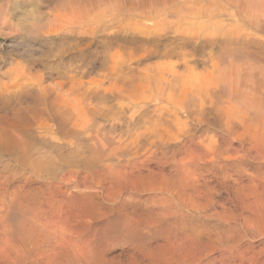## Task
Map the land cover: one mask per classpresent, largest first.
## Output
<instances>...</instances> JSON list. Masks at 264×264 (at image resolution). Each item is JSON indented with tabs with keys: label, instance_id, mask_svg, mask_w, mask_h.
<instances>
[{
	"label": "rangeland",
	"instance_id": "1",
	"mask_svg": "<svg viewBox=\"0 0 264 264\" xmlns=\"http://www.w3.org/2000/svg\"><path fill=\"white\" fill-rule=\"evenodd\" d=\"M223 1L0 0V81L59 82L82 131L58 144L31 133L60 161L67 232L53 241L18 213L16 256L29 246L57 264H264V36ZM100 106L113 113L91 114L86 139Z\"/></svg>",
	"mask_w": 264,
	"mask_h": 264
},
{
	"label": "bare ground",
	"instance_id": "2",
	"mask_svg": "<svg viewBox=\"0 0 264 264\" xmlns=\"http://www.w3.org/2000/svg\"><path fill=\"white\" fill-rule=\"evenodd\" d=\"M2 2H3V0H2ZM223 2H225V1H223ZM223 2H221L222 3L221 5L223 6V8H221V11H223V9L227 8L226 5L228 6V4L225 5ZM237 2H238V0H237ZM237 2L234 0H230L228 2L231 5V7L232 6H233V8L236 7V9L233 12L234 15H240V18H242V21L247 22L248 27H250L249 30H251L252 32H255V31L261 32L264 36V7L262 8V6L260 5L261 3L260 2L258 3L256 0H245L244 3H241V4L237 3ZM225 3H227V2H225ZM257 5L258 6L260 5V6L258 8H254ZM1 8H3V7L1 6ZM182 9L184 10V7ZM10 10H11V8H10ZM216 11L217 10H214L213 12H211V14L212 13L216 14L217 13ZM167 12H170V11L167 10ZM176 13L178 14V12L174 11V12H171L169 15L175 16ZM231 13L232 12H230L229 14H231ZM257 13L259 14V19L257 17L258 20L255 21L254 19L256 18L255 16L257 15ZM7 19H8V17H7ZM215 28L218 30L217 26ZM217 30H216V33L218 32V34H219V30L218 31ZM118 66H119V64H118ZM193 67H194V65H193ZM11 72H13L12 69L10 70V74H11ZM22 72H24V71H22ZM16 76H17V74H16ZM35 77H39V76H35ZM44 81H45L44 78L41 77V78L36 79L35 81L34 80L32 81L33 83L36 82V84H33V83L30 84L28 82L24 86H20L18 84L14 85V86H7L8 82L3 83L0 81V157L3 156V158H4L3 162H1L2 160L0 161L2 163V164L0 163V264H57L55 257L53 259L45 258V255L43 253H39V250L36 247L35 248L38 250V252H37L38 256H40V257L44 256V259H40L37 256L35 257V254L33 256L32 253H29V254H31L33 257L26 256L25 251L30 247L28 245H25L24 241L22 243H24L25 246H28L27 249L25 248V246H24V248L26 250L24 249L25 250L24 252L21 250V248L18 249V250H21L20 252H22V253L19 252L20 255L17 254V256H16L13 251L15 250L18 253V251L16 250L18 247L16 246V248H15V246H13L14 247V249H13L12 248V245H13L12 240H14V238L13 239L9 238L10 237L9 233L11 234L12 227L16 226L17 224H20V222H22V223H25L27 221L37 222L41 226L39 230H41L42 232H47L48 234L50 231L54 232V234L52 233L54 236L52 234L51 235L53 237L50 236L53 238V241L54 240L58 241V238L62 234L60 232H63V231H61V226L62 225L65 226L64 224L61 223V220L59 217L60 215H62L63 212L61 211L60 215H58L59 211L61 210L59 208V206H60L59 204H61L60 201L62 200V199H60V194H61L60 190L62 189L61 188L62 180L64 178L63 173L59 167L60 161H56L55 159H52V158L46 156L43 153V149L41 150L42 147L39 148V146H35V144L33 142L35 140H38V139H34L33 137L34 136L36 137V135L33 136V134H32V138L34 139V141L31 142L32 141L31 133L35 132V134L38 135L37 137L45 139L44 141L47 140L46 143L51 142L54 144H58V143H62L64 141H66V142L76 141L79 134L82 131L79 132V130L77 129V123L75 121L76 120L75 117L77 115L76 114V104L75 105L73 104L74 101L72 102V98H71V101L69 103H67V101H65V100L63 101V99H65L64 96L67 94L65 93V95H64V93H58L57 92V90L59 89V82H55L54 83L55 85L53 86V85L45 84ZM53 91H56L58 95L53 96L52 95ZM89 96H91V93L89 94ZM67 97H69V96L67 95ZM101 97H104V96H101ZM61 98H63V99H61ZM87 99H88V97H87ZM102 99L104 102H107L104 100V98H102ZM103 101H101V102H103ZM87 104L89 105V103H87ZM105 104L108 105L107 103H105ZM100 107H102V106H100ZM107 108H108V106H107ZM112 113H113V111L110 110V108H108V110H105L104 107L99 108V109L98 108L97 109L92 108L91 111L88 110V114L87 113L86 114H87V116H89V119L87 120L86 130L83 131V132H85V138L89 139L90 137H92L91 133H90L91 132V126H92V124H90L91 120H92V116L94 118V116L96 114H98L99 116H102V117H108L109 115L111 116ZM91 114H92V116H91ZM206 123H208V124L211 123V122H209V118H208V121ZM146 127H148V126H146ZM142 133H144V131ZM145 135L147 136L146 133H145ZM143 137H140L138 139H142ZM223 138H224V136H223ZM43 139H42V141H43ZM227 139H229V138H227ZM136 141H134V143H136ZM163 141L164 140H162V142ZM36 143H38V142L36 141ZM42 143H45V142H42ZM163 144H164V142H163ZM165 146H166V143H165ZM178 146L179 145L176 144V147H178ZM191 146L192 145H190V147ZM166 148L168 149L167 146H166ZM173 150H175V149H173ZM188 150H189V148H188ZM193 150H194V148H193ZM193 150L192 151L190 150V151L193 152ZM196 150L197 149H195V153H196ZM197 152L199 154H201V150H198ZM193 154H194V152H193ZM194 155H196V154H194ZM192 157L194 158V156H192ZM203 157L204 156L202 154V158ZM200 158H201V155H200ZM200 158H198V159H200ZM196 159H197V157H196ZM33 181L37 182L39 184V186H36V187H38V188H36L38 190L34 189L33 187L32 188L36 191H33V189L32 190L26 189L28 186L31 185V182H33ZM202 207H204V206L202 205ZM204 209L205 210L208 209V205H207V207L205 206ZM202 210H203V208H202ZM206 211H204L205 214H206ZM18 213H21L23 215V218H24L23 220L25 222H23V220L19 221L17 218L14 217ZM202 214H204V213H202ZM62 217H63V215H62ZM21 218H22V216H21ZM64 221H66V220H64ZM27 224H29V223H27ZM22 228H24V227H22ZM31 229H32V225H31ZM49 229H50V231H48ZM39 230H37V231H39ZM28 231L29 230L27 229L26 232H28ZM32 231L33 230L28 232V234L30 235V233H32ZM23 232H25V230ZM66 232H63V234ZM47 233H46V238H47ZM34 234H36V233H34ZM34 234L32 236L35 237ZM39 234L41 235V232ZM39 234H38V236H39ZM70 234H71V232L69 233V235ZM49 235H48V237H49ZM41 236H43V235H41ZM70 237H71V235H70ZM11 238H12V236H11ZM9 239L12 242H10ZM16 239H20V237L16 238ZM29 240H33V239H31V237H30ZM25 241H27V240H25ZM43 241H45V240H43ZM35 242H37V240ZM47 242L49 243V241H47ZM68 242H67V244H68ZM19 243H20V241H19ZM40 243H41V241H40ZM62 244L63 243L61 241V246H59V248L62 247ZM20 245H22V244H20ZM54 245H56V243ZM70 246H71V244H70ZM35 248L33 246V250ZM40 249H42V248H40ZM56 249H57V245H56ZM29 251H31V250L29 249ZM12 253H13V255H12ZM39 254H43V255H39ZM50 258H51V255H50ZM85 263H86V261H85ZM65 264H66V261H65ZM120 264H121V262H120Z\"/></svg>",
	"mask_w": 264,
	"mask_h": 264
}]
</instances>
